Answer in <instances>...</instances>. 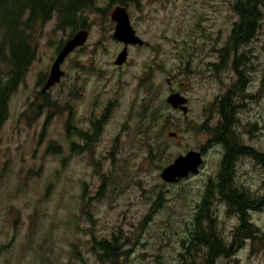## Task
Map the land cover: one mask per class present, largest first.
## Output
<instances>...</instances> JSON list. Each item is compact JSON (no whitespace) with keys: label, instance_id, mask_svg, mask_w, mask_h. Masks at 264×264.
<instances>
[{"label":"rangeland","instance_id":"obj_1","mask_svg":"<svg viewBox=\"0 0 264 264\" xmlns=\"http://www.w3.org/2000/svg\"><path fill=\"white\" fill-rule=\"evenodd\" d=\"M261 2L254 38L226 52L237 21L234 0H95L99 12L84 13L85 44L68 55L60 81L42 95L37 81L47 77L70 30L55 28L54 16L34 25L35 56L8 99L0 129V264H110L92 249L112 238L122 253L114 264L199 262L203 250L190 243L193 218L205 186L216 183L222 157L204 128L214 129L224 94L235 106L233 139L257 155L236 160L234 185L260 201V211L248 214L249 238L242 241L240 230L232 253L215 264H264ZM115 7L125 8L144 42L128 47L119 67L122 44L112 39L109 19ZM7 76L2 63L1 84ZM175 92L187 100L184 116L165 103ZM68 117V129L88 134L100 118L91 144L66 138ZM72 143L82 149L72 153ZM200 149L196 174L173 184L160 180L177 156ZM224 225L217 226L222 237L238 228L239 218L232 214Z\"/></svg>","mask_w":264,"mask_h":264},{"label":"trees","instance_id":"obj_2","mask_svg":"<svg viewBox=\"0 0 264 264\" xmlns=\"http://www.w3.org/2000/svg\"><path fill=\"white\" fill-rule=\"evenodd\" d=\"M95 0H0V64H5L7 69V79L0 83V129L7 117V102L10 95L16 90L22 81L28 67L35 56V49L31 43L30 32L34 25L44 22L51 16L55 17V28L58 30L69 29L70 33L67 39L76 30H86L84 13L99 12L94 7ZM262 5L261 0H234L231 11L235 14L237 21L233 23L228 36V46L226 52L231 48L232 51L237 50L240 46L249 43L255 36L260 20L259 7ZM63 42H61L56 52L59 50ZM80 49V48H79ZM77 50V49H76ZM43 80L37 81L39 85ZM46 98L43 99L45 107ZM216 114L219 117L218 124L210 131L213 135L214 144L222 149V157L219 163V171L217 174L218 184H209L205 186L204 196L213 193L216 190L221 196H224L230 203V206L242 216L249 209L257 207L258 202L249 203L239 193L232 189L231 181L234 178V163L240 157L256 158L257 155L251 149L239 145L233 139L232 129L235 122V106L228 94H224L216 103ZM49 117L45 120L43 130L48 122ZM69 117L65 122L66 138L75 137L80 139L85 145L91 144L94 138L99 134L100 118L91 124V132L85 133L75 128H69ZM97 127V131H96ZM205 127V126H204ZM71 145V152L76 153L82 148H77L75 143ZM54 153V152H53ZM237 196L242 197L240 200ZM195 217L193 218L194 223ZM201 238L198 239L197 230L192 229L190 243L209 245L210 256L206 264H210L211 256L218 254L221 250L218 244L210 245L207 240L209 234L203 231L199 232ZM197 237V238H196ZM214 242V241H213ZM92 251L97 253V257L105 260L110 264H114L121 251L115 245V240H102L94 242Z\"/></svg>","mask_w":264,"mask_h":264},{"label":"water","instance_id":"obj_3","mask_svg":"<svg viewBox=\"0 0 264 264\" xmlns=\"http://www.w3.org/2000/svg\"><path fill=\"white\" fill-rule=\"evenodd\" d=\"M110 21L114 24L112 39L120 44H122V49L120 53L116 56L114 65L119 67L125 60L127 55V48L130 46L141 47L144 42L140 40L134 30L130 27L128 16L124 7H115L110 15ZM88 37V32L83 29L76 30L68 39H66L49 67L47 77L44 81L43 86L40 88V93H45L49 88L56 85L60 78L63 76V72L60 66L63 64L65 59L74 50L81 48ZM165 103L172 110L179 111L181 115H186L187 100L179 93H170L166 99ZM174 133H169L168 137H175ZM202 164V155L197 151H188L184 155L177 156L170 164L165 166L160 174V180L165 184H173L178 180L185 179L188 175L196 174L200 165Z\"/></svg>","mask_w":264,"mask_h":264},{"label":"flooded vegetation","instance_id":"obj_4","mask_svg":"<svg viewBox=\"0 0 264 264\" xmlns=\"http://www.w3.org/2000/svg\"><path fill=\"white\" fill-rule=\"evenodd\" d=\"M137 47V46H136ZM46 79V78H45ZM44 79V81H45ZM44 81L39 84L40 88L43 86ZM40 92V91H39ZM40 95L44 94V93H39ZM218 117V115H217ZM219 122V117H218V121L216 123V125ZM215 125V126H216ZM214 126V127H215ZM204 149H200V154L202 155ZM223 154V153H222ZM218 184V179H216V183L215 185ZM231 185H232V189L235 190L237 193H239L240 195H242V197L244 199H246V202L249 203H254V201H252L250 198H248V196L245 195V193L240 192L234 185V180L231 181ZM214 191L213 193L204 196V194L201 197V200L199 202V204L196 207V213H195V219L194 223H193V229L195 228L197 230V234H198V239L196 241H198L201 236L199 235V232L203 231L204 233L207 232V234H209V236L207 237V240L210 241V245L212 244H218L220 247V252L218 254H215L211 256L210 259V264H215L216 260L218 258L224 257L225 259L232 253L233 248H234V236L237 235V239L239 238L238 235L242 233H244L242 241H244V239L249 238L247 235L250 233L249 230V226L248 225H244L246 222H248V214L249 213H253V212H259L260 208H259V204L257 205V207L253 208V209H249L247 208V210L244 212V214L242 216H240V214H238L235 210L230 206V203L227 199L224 198V196L219 195L218 193H216V190H212ZM240 200H242V197L237 196ZM260 203V201H255ZM263 202V201H262ZM236 215L239 218L240 221V225L238 226V228L236 227L235 229L230 228L228 233H225L224 236L222 237L220 234V232L222 231V233H224V230L222 229L221 231L217 230V226H222V228L225 227L224 223L227 221V219L232 215ZM219 218H222V220L219 222ZM247 224V223H246ZM249 224V222H248ZM240 230H242L240 232ZM235 234V235H234ZM229 235H233L232 237L230 236L229 238V243L227 242V238ZM252 236V232L250 234ZM197 238V237H196ZM214 241V242H213ZM198 247L201 250H203V254H202V258H200L199 262H193V264H206V261L209 259L210 254V249H209V245L205 246L202 245L200 246L199 243H194V247ZM197 257H201L200 253L197 255ZM180 264H184L183 262H181Z\"/></svg>","mask_w":264,"mask_h":264}]
</instances>
